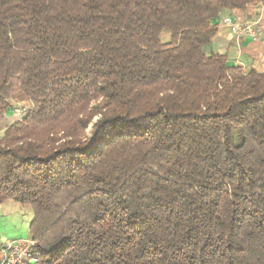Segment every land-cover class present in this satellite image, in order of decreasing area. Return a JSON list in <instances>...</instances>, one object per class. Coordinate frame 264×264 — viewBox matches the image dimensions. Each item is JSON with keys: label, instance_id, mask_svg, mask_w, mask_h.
Returning <instances> with one entry per match:
<instances>
[{"label": "trees", "instance_id": "16d2710c", "mask_svg": "<svg viewBox=\"0 0 264 264\" xmlns=\"http://www.w3.org/2000/svg\"><path fill=\"white\" fill-rule=\"evenodd\" d=\"M255 3L0 0V116L32 104L0 205L40 264H264V74L207 51Z\"/></svg>", "mask_w": 264, "mask_h": 264}, {"label": "crops", "instance_id": "0c3cea01", "mask_svg": "<svg viewBox=\"0 0 264 264\" xmlns=\"http://www.w3.org/2000/svg\"><path fill=\"white\" fill-rule=\"evenodd\" d=\"M226 18H232L236 25H223L222 22ZM247 26H255L261 31V36L254 40L244 34L243 30ZM207 51L225 56L229 66L264 74V3L251 4L245 10L226 14L218 22L216 33ZM25 98L19 95L14 101H23ZM32 219V210L15 201H7L0 205V262L3 258L2 248L7 243L30 237Z\"/></svg>", "mask_w": 264, "mask_h": 264}, {"label": "built area", "instance_id": "2783aa9c", "mask_svg": "<svg viewBox=\"0 0 264 264\" xmlns=\"http://www.w3.org/2000/svg\"><path fill=\"white\" fill-rule=\"evenodd\" d=\"M222 24L226 26L236 25L232 18H226ZM243 33L254 40L262 34L255 26H247ZM31 109L32 107L30 106L14 109V117L21 121ZM38 248V241L31 237L9 242L2 248L3 258L0 264H40V260L37 257Z\"/></svg>", "mask_w": 264, "mask_h": 264}, {"label": "rangeland", "instance_id": "374dc122", "mask_svg": "<svg viewBox=\"0 0 264 264\" xmlns=\"http://www.w3.org/2000/svg\"><path fill=\"white\" fill-rule=\"evenodd\" d=\"M162 41L163 42H169L171 37H170V32H164L162 34V37H161ZM26 107V106H30L32 107V104H31V101L27 98H25L23 101L22 100H18V101H14L13 102V107L11 108L12 111L10 112V114L8 115V118H6L5 116H0V133L2 135L4 129L10 125L13 121L17 120L15 117H14V114H15V111L14 109H18V108H21V107Z\"/></svg>", "mask_w": 264, "mask_h": 264}]
</instances>
